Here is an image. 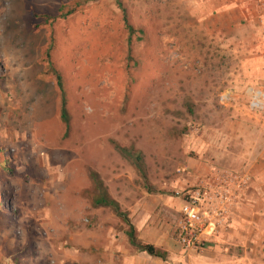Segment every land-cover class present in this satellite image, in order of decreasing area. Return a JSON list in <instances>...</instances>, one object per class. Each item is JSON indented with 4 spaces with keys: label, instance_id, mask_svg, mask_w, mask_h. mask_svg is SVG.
<instances>
[{
    "label": "rangeland",
    "instance_id": "1",
    "mask_svg": "<svg viewBox=\"0 0 264 264\" xmlns=\"http://www.w3.org/2000/svg\"><path fill=\"white\" fill-rule=\"evenodd\" d=\"M225 1L0 0V264L134 251L123 219L86 195L90 169L132 222L157 213L156 235L164 223L179 244L183 196L207 192L215 223L192 258L264 264V110L250 107L264 91V3ZM114 143L141 153L146 177Z\"/></svg>",
    "mask_w": 264,
    "mask_h": 264
},
{
    "label": "trees",
    "instance_id": "2",
    "mask_svg": "<svg viewBox=\"0 0 264 264\" xmlns=\"http://www.w3.org/2000/svg\"><path fill=\"white\" fill-rule=\"evenodd\" d=\"M123 19L125 22V26L128 29L130 36L129 39L131 41L132 35L134 34L135 30L134 27L129 23L126 12L123 11ZM50 47L45 53V57L47 59V62L50 66H52L51 61V53H50ZM54 75H55V82L59 90L60 95V115L65 123V125L68 127L70 124V116L68 113L67 108V99L65 95V89L63 85V80L61 74L57 71V69H54ZM116 148L120 150L123 154L131 158L134 165L138 168V170L141 172V174L146 177V171L144 169V165L142 163L141 153L139 151H134L133 148L122 146L118 143H114ZM0 151V156L2 158ZM0 167L3 169L10 168V165L8 163V159H1L0 161ZM89 176L91 179V186L86 190V195L89 197L91 203L94 206H104L111 208L114 213L121 217L123 221L127 224L128 229L126 231L128 240L130 244L135 248L137 251H146L147 253L160 257L161 259H166V253L162 250H160L155 244L145 242L142 239H140L137 235L136 227L134 223L131 221V218L128 216L127 212L121 209L120 203L113 198L110 193L107 190V187L103 183V180L99 177L98 173L90 169L89 170Z\"/></svg>",
    "mask_w": 264,
    "mask_h": 264
},
{
    "label": "built area",
    "instance_id": "3",
    "mask_svg": "<svg viewBox=\"0 0 264 264\" xmlns=\"http://www.w3.org/2000/svg\"><path fill=\"white\" fill-rule=\"evenodd\" d=\"M264 3V0H263ZM250 107L255 111L264 110V91L252 88L250 90ZM233 178H238L241 183L246 182V178L237 174H232ZM228 192V190L226 191ZM228 194L219 196V192L213 195L215 200H219L218 206L213 209L212 218L223 219L226 207L225 201ZM209 197L207 192L197 191L188 193L182 198L180 213L182 215L177 229V238L186 250H200L206 245L207 235L214 226V220L208 219L206 210L203 209V201ZM211 198V197H210ZM211 202V201H208Z\"/></svg>",
    "mask_w": 264,
    "mask_h": 264
},
{
    "label": "crops",
    "instance_id": "4",
    "mask_svg": "<svg viewBox=\"0 0 264 264\" xmlns=\"http://www.w3.org/2000/svg\"><path fill=\"white\" fill-rule=\"evenodd\" d=\"M219 4L226 5L225 0H217ZM233 4L239 8L244 6L243 0H233ZM136 212V211H134ZM134 225L137 235L145 242L155 244L160 250L166 253V259L153 256L146 251H134L124 257L121 264H223L216 261H205L193 259L191 251L200 252L202 250H183L182 246L172 238L169 226L162 223L159 233L156 235L157 223L155 217L157 213H150L142 209L141 212L134 213ZM163 229V230H162Z\"/></svg>",
    "mask_w": 264,
    "mask_h": 264
}]
</instances>
